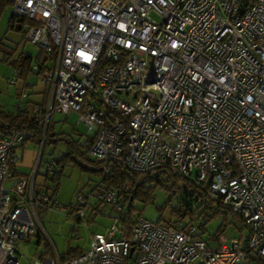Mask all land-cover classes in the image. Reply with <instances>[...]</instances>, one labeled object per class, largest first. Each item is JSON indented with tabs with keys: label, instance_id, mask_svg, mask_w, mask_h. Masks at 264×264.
<instances>
[{
	"label": "built area",
	"instance_id": "1",
	"mask_svg": "<svg viewBox=\"0 0 264 264\" xmlns=\"http://www.w3.org/2000/svg\"><path fill=\"white\" fill-rule=\"evenodd\" d=\"M8 1L36 22L24 41L53 56L42 72L31 67L48 91L45 109L31 114L44 119L41 143L53 112H77L103 175L114 162L176 175L246 230L210 244L195 223L139 216L129 229L112 223L93 234L74 257L30 264H264V0ZM19 96L14 109L28 98ZM24 130L0 135V264H20L18 241L34 232L38 208H52L47 179L36 182L40 152L28 177L5 186ZM104 204L121 210L118 192L100 181L75 195L72 214L84 219Z\"/></svg>",
	"mask_w": 264,
	"mask_h": 264
},
{
	"label": "rangeland",
	"instance_id": "2",
	"mask_svg": "<svg viewBox=\"0 0 264 264\" xmlns=\"http://www.w3.org/2000/svg\"><path fill=\"white\" fill-rule=\"evenodd\" d=\"M11 14L12 5L8 4L0 16V38L5 43L19 44L21 35L7 28V20ZM20 47L21 50L31 56H35L38 53L32 45L24 40L20 43ZM12 76V66L0 60V106L6 111H13L14 103L20 98L19 95L15 96L14 91L21 86L22 81L17 79L16 85L10 86L7 79ZM29 78L35 83L33 76ZM32 87L33 91H42L43 89L38 84H34ZM27 91H31V88H27ZM31 96L33 95L31 94ZM78 118L77 112H70L69 114L53 112L49 119V137L46 142L35 143L28 141L24 146L17 149L16 154L19 159L14 163L12 175L5 181L7 188L16 183L18 178H20L19 174H31L39 152L42 154V158L36 176L37 183L44 181L48 163L51 159L59 161L60 164V166L57 164L54 166V171L57 170L59 172V184L55 191V198L58 204L49 209L40 208L37 210L38 222H36L34 232L17 243L20 264H30L29 259L32 258L55 260V252L62 257L75 250H86L93 234L104 233L106 228L112 223L122 224L116 217L118 212L111 204H104L95 211H87L84 219H79L72 214L75 195L78 192L89 193L100 181V176L95 171L85 169V166L92 168V162L85 161L80 157L82 153L89 159H94L92 155L84 150L83 144L88 134V127L81 121L77 122ZM52 134H61L63 138L55 141V136L53 137ZM66 139L75 141L80 146V153L75 154V160L64 156L68 151V146L72 148L65 141ZM162 180H165L163 176ZM47 182L51 187L54 186L52 180L47 179ZM164 185L168 186V183H164ZM141 191L133 198L130 208L127 204L121 203L124 212L130 211L134 219L141 216L155 221L160 215L163 218L176 219V215L171 212V207L177 204L181 195L169 192L161 184H156L154 180H150L145 186H142ZM208 214H211V212H208ZM205 219L206 216L204 215L197 216L195 223L200 227L203 238L209 241L210 244L216 242L212 235L221 226L223 229L222 234L226 241L234 237L239 238L241 234L246 235V230L238 228V222L236 223L231 213L226 212L224 209L216 212L214 216L204 223ZM203 223L205 224L204 229L201 228ZM37 232L40 235L39 242L36 236Z\"/></svg>",
	"mask_w": 264,
	"mask_h": 264
},
{
	"label": "trees",
	"instance_id": "3",
	"mask_svg": "<svg viewBox=\"0 0 264 264\" xmlns=\"http://www.w3.org/2000/svg\"><path fill=\"white\" fill-rule=\"evenodd\" d=\"M10 4L8 0H0V16L4 8ZM36 22L33 19H29L27 17H18L14 14H11L7 20V28L8 30L17 32L21 35V42L24 40V35L27 29ZM20 42V43H21ZM20 43H5L3 39L0 38V60L12 66V68H18L20 72L19 79L22 81L20 87L16 88L17 95H19L20 91L25 88H31L33 85L28 83L29 77L32 75V64L36 63L39 66V71L42 72L48 67L47 63L51 56L44 51H39L35 56H31L28 53H25L21 50ZM17 44V45H16ZM20 47V49H19ZM16 85V84H15ZM20 90V91H19ZM47 96L48 91L45 89L43 92L42 101L36 103L32 101L30 98L25 100V103L19 107L18 109H14L13 111H6L1 108L0 106V135H7L9 134L10 130L13 128H18L24 126L25 133H26V141H32L35 143H40L43 128H44V119L41 118L39 115H35L34 117L31 115L33 111V107L35 105H39L42 110L45 109L47 104ZM50 119V118H49ZM49 128L50 122L48 120L47 129L45 133L44 143L46 142L47 138L49 137ZM55 138V141L62 139L61 134H52ZM70 146H68V151L65 153V157L69 159L75 160V154L79 152V144L75 141H70L68 139L65 140ZM93 138L87 137L85 138V142L83 144L84 150L86 153L89 154V145L92 143ZM24 143V145H25ZM23 145V146H24ZM80 157L85 161L92 162V168L85 166V169L95 171L100 176L101 183L105 184L109 189L115 190L119 194L120 204H127L130 208L132 206V200L136 197L139 192L141 191V187L145 186L147 182L150 180H154L156 184H161L164 186L169 192L177 193L179 196L178 202L175 206L171 207V212L176 215V219L172 220L170 218H163L162 215L155 220L157 222L164 221L168 224H178V223H188L192 222L195 223L197 216H206L204 223L209 220L210 217L214 216L216 212H220L222 208L219 205H214L212 202H208L202 196H194L192 190L189 188L190 184L185 181L183 178L178 177L176 175H172L168 172H160L155 174L150 173H132L125 170L120 164L114 162L110 163L108 173H102V162L98 159L94 158L93 160L86 157L84 154H80ZM42 158V154H41ZM56 161V160H55ZM56 164L60 166L59 161H56ZM84 167V166H83ZM14 165L12 164L10 167L11 174ZM59 172L56 170L52 176L49 177L46 174L45 178L52 180L54 186L51 187L48 183L47 191L50 190V207H54L58 204L55 198V191L59 184L58 178ZM29 176V175H28ZM162 176L165 180H162ZM21 177V176H20ZM99 181V182H100ZM181 184L179 185V183ZM164 183H168V186H165ZM170 183V185H169ZM169 187V188H168ZM40 209V208H38ZM37 209V210H38ZM98 207H95L93 211L98 210ZM226 212H230L233 216V219L236 220V223L242 222L240 216L236 213L231 212L230 210L224 209ZM211 212V214H208ZM122 225L129 229L130 226L134 222V218L132 217L130 211L124 212L121 206V210L118 212L116 216ZM201 224V228L204 229L205 224ZM196 224V223H195ZM241 229V227L237 226ZM200 228V227H199ZM222 226L219 227L215 234L212 235L213 239L216 240L219 235H222ZM37 240L39 242L40 235L39 232L36 234ZM83 250H75L70 252L68 255L60 257V260H65L67 258L74 257L80 254ZM254 264H258L257 261H254Z\"/></svg>",
	"mask_w": 264,
	"mask_h": 264
},
{
	"label": "crops",
	"instance_id": "4",
	"mask_svg": "<svg viewBox=\"0 0 264 264\" xmlns=\"http://www.w3.org/2000/svg\"><path fill=\"white\" fill-rule=\"evenodd\" d=\"M31 76H33V75H31ZM33 78H34V76H33ZM21 81V80H20ZM28 83L29 84H32V85H34L35 83H34V81L33 80H30V78L28 79ZM34 83V84H33ZM23 90H25L26 92H27V94H28V98H30L32 101H34V102H36V103H38V102H40V101H42V98H43V89H42V91H33L34 89H33V87H31V91H27V88H25V89H23ZM20 91V90H19ZM14 94H15V96H17V91L15 90L14 91ZM31 94L33 95V96H31ZM40 97V99H38ZM25 103V101L22 103V105ZM87 137H91V134L89 133V131H88V134H87ZM92 138V137H91ZM28 175L29 174H19L18 176H21V177H28Z\"/></svg>",
	"mask_w": 264,
	"mask_h": 264
},
{
	"label": "water",
	"instance_id": "5",
	"mask_svg": "<svg viewBox=\"0 0 264 264\" xmlns=\"http://www.w3.org/2000/svg\"><path fill=\"white\" fill-rule=\"evenodd\" d=\"M244 243H245V241L243 240V241H242V244H241L242 249L244 248ZM131 251H132V250H131Z\"/></svg>",
	"mask_w": 264,
	"mask_h": 264
}]
</instances>
